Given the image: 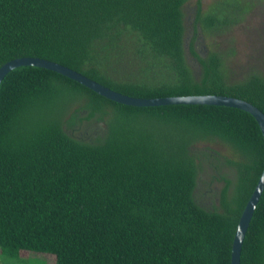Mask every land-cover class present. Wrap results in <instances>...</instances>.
I'll use <instances>...</instances> for the list:
<instances>
[{
  "label": "trees",
  "instance_id": "1",
  "mask_svg": "<svg viewBox=\"0 0 264 264\" xmlns=\"http://www.w3.org/2000/svg\"><path fill=\"white\" fill-rule=\"evenodd\" d=\"M191 1L0 0V67L37 58L128 97L222 96L264 114V77L234 81L226 55L200 45L241 24L254 1L195 0L188 18ZM263 168L264 139L246 112L129 107L16 68L0 84V259L230 264ZM240 264H264V189Z\"/></svg>",
  "mask_w": 264,
  "mask_h": 264
},
{
  "label": "water",
  "instance_id": "2",
  "mask_svg": "<svg viewBox=\"0 0 264 264\" xmlns=\"http://www.w3.org/2000/svg\"><path fill=\"white\" fill-rule=\"evenodd\" d=\"M19 67H37L48 71H52L54 73L62 75L80 84L81 86L89 89L90 91L96 93L97 95L109 101L129 107L145 108V107H160V106H170V105H202V106L226 107V108L241 110L253 117L264 139V114L250 103H247L239 99L222 97V96H210V95L168 97V98H156V99H139V98L128 97L120 93H117L115 91H112L109 88L104 87L103 85L93 80H90L73 70L37 58H19L4 64L2 67H0V84L9 72ZM263 189H264V168L257 182V185L252 195L250 196L241 214V217L238 221V225L232 242L230 264H240V252L245 238V234Z\"/></svg>",
  "mask_w": 264,
  "mask_h": 264
},
{
  "label": "rangeland",
  "instance_id": "3",
  "mask_svg": "<svg viewBox=\"0 0 264 264\" xmlns=\"http://www.w3.org/2000/svg\"><path fill=\"white\" fill-rule=\"evenodd\" d=\"M213 0H202L206 7ZM253 9L241 24L228 34L218 37L211 45L208 40L203 42L205 51L218 50L226 55L227 68L234 81L241 80L251 72L264 77V0H253ZM195 0L186 7L189 18L193 12ZM228 54V55H227ZM49 255L22 251L19 258L0 259V264H53Z\"/></svg>",
  "mask_w": 264,
  "mask_h": 264
},
{
  "label": "flooded vegetation",
  "instance_id": "4",
  "mask_svg": "<svg viewBox=\"0 0 264 264\" xmlns=\"http://www.w3.org/2000/svg\"><path fill=\"white\" fill-rule=\"evenodd\" d=\"M203 42H204L203 40L200 41V45H201V46H203ZM199 51H200V50H199Z\"/></svg>",
  "mask_w": 264,
  "mask_h": 264
}]
</instances>
